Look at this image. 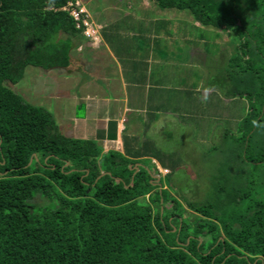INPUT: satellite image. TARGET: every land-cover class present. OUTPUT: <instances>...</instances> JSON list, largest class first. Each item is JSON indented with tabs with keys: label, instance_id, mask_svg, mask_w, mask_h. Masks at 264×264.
Returning <instances> with one entry per match:
<instances>
[{
	"label": "trees",
	"instance_id": "16d2710c",
	"mask_svg": "<svg viewBox=\"0 0 264 264\" xmlns=\"http://www.w3.org/2000/svg\"><path fill=\"white\" fill-rule=\"evenodd\" d=\"M69 1L0 0V264H264V0H150L233 39L232 54L207 57L208 87L249 111L216 149L201 202L167 196L146 167L63 135L9 88L29 66H70L84 36L61 10Z\"/></svg>",
	"mask_w": 264,
	"mask_h": 264
},
{
	"label": "crops",
	"instance_id": "0c3cea01",
	"mask_svg": "<svg viewBox=\"0 0 264 264\" xmlns=\"http://www.w3.org/2000/svg\"><path fill=\"white\" fill-rule=\"evenodd\" d=\"M129 3L133 2L122 0L120 6L127 11ZM91 12L93 14V10ZM138 12L135 11L134 15H124L121 11L111 16L102 14L99 43L92 45L84 37L80 44L78 42L71 51L70 66L62 69L67 72L56 80L59 84L49 83L54 87L50 96L58 101L61 96L68 95L69 100L60 101L54 109L61 122L69 124L67 136L94 140L102 147L103 154L119 152L135 161L134 167H144L145 161H151L157 172L146 168L158 180V169L167 168H162L157 156L160 149L151 145V132L162 136L163 129L173 124L175 96L179 111L177 119L187 115L183 109L190 90L182 79L188 76V64L199 77L203 70L192 68V62L187 64V55L190 57L192 52L185 48L187 45L184 49L175 48V35L182 30L185 32L187 22L183 28L175 24L174 19L173 24H168L157 17V13ZM141 22L147 24L139 26ZM175 27L178 32L172 31ZM174 55L179 58L177 65L173 63ZM86 58L96 65L95 75L78 78V71L83 70ZM50 113L55 118L54 113Z\"/></svg>",
	"mask_w": 264,
	"mask_h": 264
},
{
	"label": "rangeland",
	"instance_id": "374dc122",
	"mask_svg": "<svg viewBox=\"0 0 264 264\" xmlns=\"http://www.w3.org/2000/svg\"><path fill=\"white\" fill-rule=\"evenodd\" d=\"M86 1L89 11L91 12L93 10V14L91 12L93 16H91L94 27L99 29V31L101 28L100 23L103 20L101 16H111L114 15L116 11H121V14L124 15H126V13L134 15L135 11H139L138 13H157L159 14L157 17H161L162 20L167 21L168 24H173L174 19L176 21L175 24L183 28H185V22H187V30L185 29V32L184 30L178 32V27L172 28V31L175 30L178 32L176 34L174 31L176 34L175 48L182 47V49H184V45H187L185 48H189V51H192L191 58H188L189 62H187V64L192 62V68H202L201 71L203 70V75L201 78L198 75H191V73L188 72V70L191 69L190 64H188V76L185 80L182 79V81L187 84V90H190V94L187 93V99L184 102L183 109L184 113H187V115L177 119L179 111L176 109L178 103L175 96L176 94H174L175 98L173 105L175 108V117L173 118V124L167 125V128L163 129V132H166L165 134L170 135V137L168 138L164 133V136L157 135V132H151L150 136L154 138H151V140H153L151 145L160 149L157 156L160 158L159 160L162 168H167L169 170V173L166 175H169V177L167 178L165 176L161 180L166 195L168 196L169 194L177 199L181 195H184L191 201L201 202L205 194L209 192L210 181L213 178L217 162L221 158V151L216 149L222 143L225 132L230 131L236 133L238 122L246 116L249 111V106L245 101L227 98L217 87L216 89L208 87L211 82L208 78L214 74V69L206 62L207 57H210L212 61H219L232 54L234 51V44H232L233 39L231 33L217 30L220 35L219 37L217 36L218 34L216 35V30L212 31L211 29L202 27L199 23H196L187 12L173 10L163 11L150 0L132 1L133 3L126 5V7H129L127 11H125L126 8L120 6L122 0ZM123 6L125 5L123 4ZM97 19L98 21L95 22ZM179 21H182L181 25ZM146 24L147 23L141 22L139 26L143 27ZM133 25L136 24L133 23ZM183 35L185 38L182 37ZM200 35L204 37L200 38ZM61 37L65 38L66 36L62 34ZM76 44L78 45V42ZM216 48H219V51L216 52ZM176 57L177 55H174L173 63L177 65L179 58ZM84 65L83 70H80L81 72L78 71L80 74L78 78L95 75L96 65L90 63V61L88 62V59ZM184 70H186V68ZM66 72L67 71H63L62 69L46 71L41 68L29 66L25 71L22 81L18 84H8V86L28 103L43 107L49 112H53L55 123L59 127L60 132L67 136L69 134V124L67 122L63 124L61 119L57 117L54 109L59 106L58 103L60 101L67 102L69 100L67 97L68 95H63L61 96L62 99L56 101L53 96H50L53 94L50 93V90L51 88L54 89V87L49 85V83L53 84L55 82L59 84L56 80L64 76ZM52 77L54 78L53 80ZM178 80L181 81V78H178ZM176 81L177 78H175V82ZM174 86L171 88L174 89ZM54 94H56V92ZM65 105L69 107V105ZM81 114L82 111L79 112V116H81ZM156 139L157 141H155ZM143 164L144 167L149 168L152 172H157L156 167L151 164V161H145ZM198 174L201 175V177H199ZM168 179L171 180L174 185L173 188L168 186ZM193 181L198 182L194 183ZM155 184L158 185L159 182L157 181ZM182 190H185V192H182ZM165 206L169 211L173 209V204L171 202H167ZM190 215L192 214L189 213V216ZM184 216L187 218L188 214L186 213ZM154 217H159L156 211ZM191 220H193V218H191Z\"/></svg>",
	"mask_w": 264,
	"mask_h": 264
},
{
	"label": "built area",
	"instance_id": "2783aa9c",
	"mask_svg": "<svg viewBox=\"0 0 264 264\" xmlns=\"http://www.w3.org/2000/svg\"><path fill=\"white\" fill-rule=\"evenodd\" d=\"M61 10L69 13L77 29L83 30V36L92 45L100 41L99 29L94 27L91 12L87 8L86 0H70ZM169 173L167 169H158V180Z\"/></svg>",
	"mask_w": 264,
	"mask_h": 264
},
{
	"label": "water",
	"instance_id": "95a60500",
	"mask_svg": "<svg viewBox=\"0 0 264 264\" xmlns=\"http://www.w3.org/2000/svg\"><path fill=\"white\" fill-rule=\"evenodd\" d=\"M130 168H132V167H130ZM135 168H137V170L136 171H138V169H139V166H136ZM158 178V177H157ZM157 180V179H156ZM158 182H159V180H157Z\"/></svg>",
	"mask_w": 264,
	"mask_h": 264
}]
</instances>
